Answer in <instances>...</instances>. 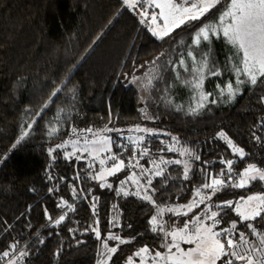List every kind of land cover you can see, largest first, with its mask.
Masks as SVG:
<instances>
[{"label":"trees","instance_id":"16d2710c","mask_svg":"<svg viewBox=\"0 0 264 264\" xmlns=\"http://www.w3.org/2000/svg\"><path fill=\"white\" fill-rule=\"evenodd\" d=\"M226 3L221 0L201 20L161 40L122 0H0V254L16 245L0 264H8L20 251L26 255L17 264H127V257L145 245L152 252L163 250L148 221L157 205L191 203L202 184L199 169L205 161L214 176L222 167L216 163L220 160H233L237 173L248 163L264 169V101L260 99L264 86L259 82L252 88L241 85L232 100L218 96V84L224 87L232 82L235 87L233 65L238 60L231 56V45L213 39L211 58L222 74L205 79L204 91L213 95L197 114L188 111L194 103L190 89L174 82L171 68L163 66L169 57L178 59L177 53L191 42L196 28L215 20ZM181 40L183 45L178 43ZM157 73L163 81L154 78ZM181 75L185 74L181 71ZM168 84L170 91H164ZM180 106L183 110L177 111ZM135 124L170 134L146 139L151 158L169 154L160 149L165 148L163 141L171 143V136L200 156L192 161L189 180L182 179V165L175 164L165 170L170 177L165 184H160L162 177L153 179L154 204L116 195L114 186L101 188L89 178L85 162L64 159L58 150L50 153L73 129ZM220 132L245 150L244 159L233 154ZM118 143L113 142L115 153L128 162L132 145L125 144L127 150L121 152ZM141 162L148 166L147 156ZM127 165L116 180L128 175ZM260 193L264 183L254 181L244 189L225 188L211 202ZM61 200L74 210L58 207ZM64 213L65 220L57 225L55 221ZM176 219L166 213L165 227L183 224L184 216ZM220 219L227 226L240 218L225 209ZM248 223L264 230V217ZM236 231L252 236L241 223ZM110 234L126 242L106 239ZM105 244L117 247L110 258Z\"/></svg>","mask_w":264,"mask_h":264},{"label":"snow or ice","instance_id":"6c2138e0","mask_svg":"<svg viewBox=\"0 0 264 264\" xmlns=\"http://www.w3.org/2000/svg\"><path fill=\"white\" fill-rule=\"evenodd\" d=\"M129 8L136 9L138 6V15L141 17L140 23L150 22L152 27L150 31L153 36L163 40L169 36L175 29L183 25L190 24L201 20L209 13L221 0H138V5L130 3L129 0H122ZM148 9H152L149 15ZM159 9V12L155 10ZM158 17L163 21L162 25L158 22ZM158 29V30H157ZM213 39H223L227 44L231 45L234 54L239 57L236 64L233 65V74L235 75V87L232 82H228L224 87L217 85L218 96L227 97L228 100L235 99L240 93V86L247 84L249 88L256 87L258 82L264 86V0H227V3L219 10L215 22L201 24L191 34V42L185 48L177 53L178 59L173 60L170 57L164 61V67H170L174 76V82L190 89L193 94L194 103L190 104L188 111L191 114H197L200 109L209 102V97L213 94L204 91V81L207 78L221 75V70L217 66L215 59L211 58V46ZM178 43L184 44L181 40ZM205 50H201V46ZM155 63V62H153ZM185 75H181V71ZM243 77V79H241ZM159 81H163L164 77L159 73L154 77ZM151 82L149 81V84ZM172 85L165 86L164 91H170ZM59 91V90H57ZM264 101V96L260 97ZM211 103H216V99H211ZM183 110V106L177 108V111ZM105 131H113V129H105ZM136 131L145 133V136H159L160 133L153 132L146 128L137 127ZM88 133H92L93 139L88 138ZM73 134L76 130L73 129ZM27 135V133H25ZM170 135V134H166ZM219 137L226 140L234 155L241 160L246 156L245 150L237 147L230 139H227L224 132L218 133ZM145 136H138L135 140L131 136L127 137V141L132 145V154L128 157V168H135L137 171L130 172L129 176L119 181V187L116 195L141 198L150 205L154 204L153 195L149 194V190L155 193L156 189L153 185V177H162L160 184L170 177L165 175V169L173 164L182 165V179L189 180L192 168V161H199L200 156L187 148L176 147L178 143L176 137H171L172 143L165 145L160 149L161 152H177L180 156H186V160L181 159H165L163 156L151 158L149 149L144 144ZM256 140L260 137L254 136ZM125 139L124 137L120 138ZM112 139L107 136H101L99 132H93L92 129H86L72 142V151L62 153L64 159L75 156L77 162L86 159V166L92 169L89 175L90 179L99 182L101 188H112V184L106 183V176H113L125 169V160L112 152L110 145ZM67 144L58 145L57 148L65 149ZM121 152L126 151V145H121ZM56 149H50V153ZM79 151L81 155L77 156ZM139 151V157L136 152ZM84 153H88L91 159L84 157ZM107 154V155H102ZM149 157L148 166L145 167L139 163L140 159ZM98 160L99 170L95 168ZM108 160L113 161L109 167H105ZM216 163L222 165L216 175H212L207 171L208 161L204 162L205 167L199 169L202 184L196 188L191 203L175 205L168 208H162L158 205L154 209L153 214L148 223L150 231L156 233L160 238V248L164 252L156 250L150 251L147 245L141 247L134 253V257H142L149 254L152 264H217V261L223 259V264H233V260H245L247 264H253L255 256L256 264H264V247H254L245 239L243 231L237 233V224L241 223L247 228L252 235H256L258 229L249 221H257L264 217V193L252 194L247 197L241 196L235 201L223 200L218 203H209L216 193L223 191L225 188L244 189L250 187L254 181L264 183V169L257 167L254 163L246 164L240 172H236L233 168V160H220ZM75 179H80L77 175ZM143 181V183H141ZM134 185V190L130 193L127 185ZM52 191L51 189L49 190ZM73 197L76 196V189L73 187ZM98 198L93 197V200ZM67 206L72 209V204L61 200L58 207ZM203 205L199 213H196L190 219H187L179 227H168V221L163 219L165 213L173 216H187L194 208ZM225 209H231L238 216L239 221L233 220L227 226L217 227L222 220L217 217L221 216ZM67 213L59 216L55 221L59 225L65 220ZM95 215V213H94ZM47 219L51 217L46 216ZM98 223V221H97ZM175 222H173L174 224ZM130 227V226H129ZM74 230L69 229L72 233ZM85 231H88L86 228ZM97 238L100 233L93 229ZM239 236L240 244L246 246L248 254H241L237 249L240 244L236 243V237ZM106 239L117 241L123 244L126 240L115 234H110ZM43 243V241H40ZM181 243L192 244L193 248L187 250L181 247ZM227 245V248L225 247ZM107 249L109 258L111 254L117 251V247L111 248L104 245ZM9 250L0 254V260L9 256V251L15 249L16 245H9ZM175 249V251H173ZM26 253L20 251L17 257L9 260L8 264H17V259L25 257ZM133 256L127 257V264H132ZM140 264H147V261L141 259Z\"/></svg>","mask_w":264,"mask_h":264},{"label":"rangeland","instance_id":"374dc122","mask_svg":"<svg viewBox=\"0 0 264 264\" xmlns=\"http://www.w3.org/2000/svg\"><path fill=\"white\" fill-rule=\"evenodd\" d=\"M129 2L130 3H133V4H138V0H129ZM125 6H127V5H125ZM128 7V6H127ZM129 8V7H128ZM129 9H131V10H133L136 14H137V16H138V18L139 19H141V17L138 15V6H137V8L136 9H133V8H129ZM152 9H148V12H149V15H151V13H152ZM156 12H159V9H156L155 10ZM216 20V19H215ZM215 20H213L211 23H213V22H215ZM158 22L162 25V23H163V21L162 20H160L159 19V17H158ZM192 23V22H191ZM190 23V24H191ZM144 25L147 27V28H151L152 27V25L150 24V22H146V23H144ZM187 25H189V24H186V25H183V26H181L180 28H184V27H186ZM180 28H178V29H180ZM178 29H175L172 33H174L176 30H178ZM158 30V29H157ZM171 33V34H172ZM170 34V35H171ZM156 37V36H155ZM167 37V36H166ZM156 38H158V37H156ZM159 39V38H158ZM232 58L233 57H236L237 58V60H239V57L238 56H236L235 54H234V51H232ZM137 127H140V128H146V129H149V130H151V131H153V132H156V133H160V134H167L164 130H162V129H159V128H155V127H151V126H147L146 124H135V125H130V126H128V127H110V128H88V129H92V131L93 132H99L100 133V135L101 136H107V137H110L111 139H112V141H115V140H118L119 141V143L117 144V146H121V145H125V144H129L128 143V141H127V137H129V136H131L132 138H133V140H135L138 136H145V133H143V132H138V131H136V128ZM105 129H113V131H105ZM84 130H86V129H82V130H76V134L74 135L73 134V132H72V135L66 140V141H64L63 143H61L60 145H62V144H67L68 145V147L67 148H65V149H60V148H57V146L54 148V149H56V150H58V151H61V152H65V151H72V148H71V144H72V142L77 138V136H79L80 135V133L81 132H83ZM88 135V138L91 140V139H93V135H92V133H88L87 134ZM226 136V135H225ZM121 137H124L125 139H123V140H121L120 138ZM149 136H145V140H144V142L146 141V139L148 138ZM171 137H176L177 138V141H178V143L176 144V147L178 148V149H180V148H185V145L180 141V139L177 137V136H171ZM226 138L227 139H229L227 136H226ZM166 141V140H165ZM165 141H163L162 143L164 144V146L165 145H169V144H166V142ZM171 143H172V141H171ZM170 143V144H171ZM234 144V143H233ZM110 147H111V149H112V152L113 153H115V151H114V144L112 143L111 145H110ZM55 150V151H56ZM166 151V150H165ZM167 153H169V154H160L159 156H163L165 159H172V160H175V159H181L182 161L183 160H186L187 159V157L186 156H180L177 152H168L167 151ZM116 154V153H115ZM76 155L77 156H79V155H81V153L79 152V151H77L76 152ZM84 155V157L85 158H87V159H91V157L88 155V153H84L83 154ZM102 155H107V154H102ZM155 157H156V155H154ZM159 156H157V157H159ZM129 157V156H128ZM154 157V158H155ZM70 158H75L76 159V157L75 156H73V157H70ZM145 158V157H144ZM143 158V159H144ZM148 159H149V157H147ZM143 159H140L139 160V163L141 164V165H143V166H145V167H147V165H145V164H143L141 161H143ZM81 161H83V162H85L86 163V159H82ZM112 163H114L113 161H111V160H108L107 161V163H106V165H105V167H109ZM126 164H128V162H125V165ZM88 168V167H87ZM95 168L97 169V170H99V168H100V165H99V163H98V160L96 161V163H95ZM168 168V167H167ZM166 168V169H167ZM165 169V170H166ZM88 170H89V173H91L92 172V169H90V168H88ZM132 171H137V169H135V168H131L130 169V172H132ZM123 171H120L119 173H117L116 175H113V176H106V183H110V184H112V186H114L116 189H118V187H119V181L120 180H123L124 178H126V177H128L129 176V174H130V172H128V175L126 176V177H123V176H120V178H117V180H116V177L117 176H119L121 173H122ZM155 177H153V179H154ZM141 183H143V181H141ZM127 190L131 193L133 190H134V185H132L131 183H129L127 186ZM149 194L151 195V193H150V190H149ZM131 195V194H130ZM212 199H213V197H212ZM209 203H213V202H209ZM204 206H202V208H203ZM197 209V207L196 208H194L193 210H196ZM192 210V211H193ZM191 211V212H192ZM197 211V210H196ZM201 210H199L197 213H199ZM167 213V212H166ZM166 213H165V215L163 216V219H164V217L166 216ZM191 215V214H190ZM190 215H188L187 217V219H190L192 216H190ZM195 215V214H194ZM193 215V216H194ZM180 216H184V215H180ZM218 219H220V216L219 217H217ZM175 221H180L179 220V216H177V219L175 220ZM183 221H185V216H184V219H183ZM223 227H225V226H223L222 225V222H221V224L217 227V231L220 229V228H223ZM238 233V232H237ZM245 234V233H244ZM264 234V230L263 231H258L257 232V234L256 235H252L251 237H250V235L249 234H245V239L249 242V243H251L254 247H258L259 245V242H258V238L259 237H261L262 235ZM237 238V237H236ZM236 243H238V244H240V242L238 241V239H236ZM181 247L183 248V249H185V250H187V249H189V248H193L194 247V245H192V244H186V243H181ZM225 247L227 248V245H225ZM165 250L163 249L161 252H164ZM173 251H175V249H173ZM262 255H264V254H262ZM139 259V261H138V259ZM141 259H143V260H145V261H147V264H152V261L149 259V254H144V255H142V257H134L133 256V262H132V264H140V261H141ZM217 264H223V259H221V260H219V261H217ZM233 264H247V262L245 261V260H233ZM253 264H256V260H255V257H253Z\"/></svg>","mask_w":264,"mask_h":264},{"label":"built area","instance_id":"2783aa9c","mask_svg":"<svg viewBox=\"0 0 264 264\" xmlns=\"http://www.w3.org/2000/svg\"><path fill=\"white\" fill-rule=\"evenodd\" d=\"M258 242H259L258 247H264V234L258 238ZM234 250L239 251L241 254H248L246 250V246L243 244H240V246Z\"/></svg>","mask_w":264,"mask_h":264},{"label":"crops","instance_id":"0c3cea01","mask_svg":"<svg viewBox=\"0 0 264 264\" xmlns=\"http://www.w3.org/2000/svg\"><path fill=\"white\" fill-rule=\"evenodd\" d=\"M138 5V4H137Z\"/></svg>","mask_w":264,"mask_h":264}]
</instances>
